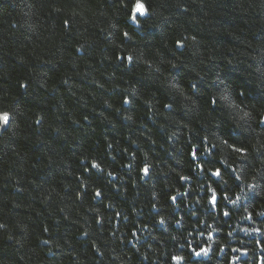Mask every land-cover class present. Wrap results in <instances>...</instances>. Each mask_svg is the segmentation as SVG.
<instances>
[{
    "label": "trees",
    "instance_id": "1",
    "mask_svg": "<svg viewBox=\"0 0 264 264\" xmlns=\"http://www.w3.org/2000/svg\"><path fill=\"white\" fill-rule=\"evenodd\" d=\"M137 1L0 0V264H264V0Z\"/></svg>",
    "mask_w": 264,
    "mask_h": 264
},
{
    "label": "snow or ice",
    "instance_id": "2",
    "mask_svg": "<svg viewBox=\"0 0 264 264\" xmlns=\"http://www.w3.org/2000/svg\"><path fill=\"white\" fill-rule=\"evenodd\" d=\"M132 13H133V15L130 17V19L134 23H138L137 14H139V16H146L147 15V8H146V6L143 3L139 2V0H138V2L132 8ZM124 35L127 36L128 33L125 32ZM177 44H180V41H177ZM127 59L129 61H132L133 60V57L131 55H129L127 57ZM241 95H243V93H241ZM222 99L227 100V97H222ZM124 102L125 103H128L129 101L126 98ZM213 103H215V101H213ZM236 107H239V106L237 105ZM241 119H245V122H247V119H251V114L249 112H244L243 113V116L241 117ZM9 120H10L9 113L4 112V113L0 114V124L7 125L9 123ZM257 123L258 124H264V115H262V116H260L258 118ZM205 139H207V138H205ZM238 143H239V141H234L232 143H229V140L228 139H224L223 140V144L227 145L234 152L241 154V156H244L246 154V148H244L242 146L241 147H237V144ZM212 147H218V146L217 145H212ZM198 150L199 149H195L192 152V156L194 158H195ZM205 151H210V149H205ZM92 167L99 168V165L96 164V163H93L92 164ZM143 171L145 172V174L148 173L149 169H148V166L147 165L144 167ZM212 176L220 177L221 176V170L219 168H217L214 172H212ZM181 179H185L186 180V179H188V177H181ZM237 179H239V177H237ZM249 187H253L254 188L255 186L254 185H250ZM96 195L99 196V195H101V193L99 191H97ZM172 199L175 200V197H172ZM239 199H240V197H237L236 200H230L229 202L232 203L233 205H235ZM210 203L213 206H216V204H217V196H216V193L214 191L212 193ZM154 207H155V205H154ZM224 215H229V213L228 212H225ZM245 218L246 219H251L250 216L249 217H245ZM163 222H164L163 220L160 221V223H163ZM177 223H179V221H177ZM255 231H259V230L256 229ZM209 235H211V233H209ZM207 251H208L207 248H202V249H200V251L195 252V255L200 256L202 253L203 254H207ZM173 259L179 261V260H181L183 258L182 257H179V256H174Z\"/></svg>",
    "mask_w": 264,
    "mask_h": 264
},
{
    "label": "flooded vegetation",
    "instance_id": "3",
    "mask_svg": "<svg viewBox=\"0 0 264 264\" xmlns=\"http://www.w3.org/2000/svg\"><path fill=\"white\" fill-rule=\"evenodd\" d=\"M175 205V204H174ZM161 220H163L162 218H160V217H157L156 218V222L154 223V226L155 227H162V225H163V223H160V221ZM140 227H135L134 229H136V230H138ZM147 228H148V226L147 225H142V227H141V230L143 229V230H147ZM146 238H144V241H146L145 240Z\"/></svg>",
    "mask_w": 264,
    "mask_h": 264
},
{
    "label": "water",
    "instance_id": "4",
    "mask_svg": "<svg viewBox=\"0 0 264 264\" xmlns=\"http://www.w3.org/2000/svg\"><path fill=\"white\" fill-rule=\"evenodd\" d=\"M138 2V1H137ZM136 2V3H137ZM139 2H141V1H139ZM135 3V4H136ZM142 3V2H141ZM137 16L138 17H141V18H143L144 16H139V14H137ZM132 21V20H131ZM263 115H264V112H263ZM262 125H264V124H262ZM8 126V124L7 125H2V124H0V132L2 131V130H4L6 127Z\"/></svg>",
    "mask_w": 264,
    "mask_h": 264
}]
</instances>
